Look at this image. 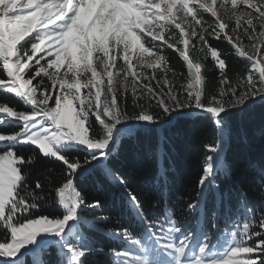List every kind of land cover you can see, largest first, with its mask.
<instances>
[{"label":"snow or ice","instance_id":"1","mask_svg":"<svg viewBox=\"0 0 264 264\" xmlns=\"http://www.w3.org/2000/svg\"><path fill=\"white\" fill-rule=\"evenodd\" d=\"M0 91L24 106L0 101V264H52L53 249L56 264H264V183L258 202L241 193L235 219L209 206L228 174L230 120L264 107V0H0ZM178 115L213 121V143L195 197L176 208L165 196L150 216L110 161L122 137L163 140ZM44 159L63 166L54 196L51 167L33 186L32 166ZM97 171L134 225L85 215L102 202L89 204L77 182ZM93 230L124 246L106 251Z\"/></svg>","mask_w":264,"mask_h":264},{"label":"trees","instance_id":"2","mask_svg":"<svg viewBox=\"0 0 264 264\" xmlns=\"http://www.w3.org/2000/svg\"><path fill=\"white\" fill-rule=\"evenodd\" d=\"M217 47L229 52L226 42H218ZM167 55L170 64L177 71H185L183 61L178 53L169 49ZM207 76L209 81L216 83L218 75L211 60L207 61ZM233 72L239 73L241 64L231 65ZM0 101L10 106L23 109L24 106L14 96L0 91ZM192 110L186 109L185 112ZM167 123V122H165ZM7 130L15 126L7 124ZM215 125L206 116L178 115L174 124L163 130L161 134L153 131L145 135L137 133L135 136L122 137L117 152L110 161V166L118 176L125 179L130 189L138 194L145 209L151 214L160 215L164 206V198L176 208L184 206L192 200L198 190V180L203 173V158L205 146L213 143ZM26 153L31 149H23ZM210 154V153H208ZM228 169L227 175H221L216 181L220 185L219 199H214L209 206L219 207L221 213L236 218L239 211L238 204L243 200L241 193L250 200L258 202L257 188L261 183L259 169L264 167V107L256 105L250 112L241 114L230 120L228 143L224 155ZM51 167L57 180L47 187L49 195L54 196L53 188L59 186L63 166L60 162L47 159L40 160L32 166L33 186L36 178H43L47 168ZM78 189L85 195L89 204L95 200L102 202V207L89 208L85 215L95 219L102 215L117 218V222L102 225L112 229H121L135 224L128 205L111 185V182L99 171L93 173L83 181H78ZM53 209L56 205L52 206ZM47 214V213H46ZM97 246H103L107 251L117 244L109 237L98 231L87 233ZM52 264H56L55 249L48 257Z\"/></svg>","mask_w":264,"mask_h":264},{"label":"rangeland","instance_id":"3","mask_svg":"<svg viewBox=\"0 0 264 264\" xmlns=\"http://www.w3.org/2000/svg\"><path fill=\"white\" fill-rule=\"evenodd\" d=\"M6 125H7V124H6ZM6 125H5V126H6ZM5 126H4V127H5Z\"/></svg>","mask_w":264,"mask_h":264}]
</instances>
